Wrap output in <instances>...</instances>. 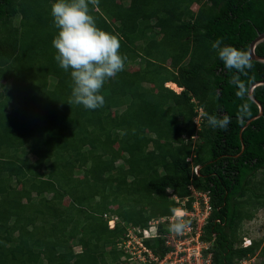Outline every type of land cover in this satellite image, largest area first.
<instances>
[{
    "label": "trees",
    "instance_id": "16d2710c",
    "mask_svg": "<svg viewBox=\"0 0 264 264\" xmlns=\"http://www.w3.org/2000/svg\"><path fill=\"white\" fill-rule=\"evenodd\" d=\"M54 2L0 0V264H127L118 246L129 229L152 236L144 246L161 259L170 217L194 210L195 194L210 208L200 228L210 264L264 257L241 235L264 208V86L252 93L262 116L243 129L259 112L247 93L264 64L227 69L212 46L248 54L264 0H99L97 27L127 59L96 110L67 104ZM255 53L264 57V42ZM209 116L230 122L213 128Z\"/></svg>",
    "mask_w": 264,
    "mask_h": 264
},
{
    "label": "clouds",
    "instance_id": "9594fccd",
    "mask_svg": "<svg viewBox=\"0 0 264 264\" xmlns=\"http://www.w3.org/2000/svg\"><path fill=\"white\" fill-rule=\"evenodd\" d=\"M98 5L99 0H55L51 5L53 24L58 29L57 35L52 40V47L56 50L54 59L61 69L70 72L72 80L71 94L67 104L83 106L86 110H96L105 105V97L101 91L108 80L114 79L119 72L124 70L127 59L119 52L120 38L97 27L96 18L91 14V10L97 8ZM220 44V41H216L212 46L217 49L218 57L227 69L241 71L251 66L250 57L246 52L231 46L220 47ZM171 84L176 86L175 89L170 87ZM166 87L176 93L183 90L171 82L166 83ZM196 112L195 125H199L201 110H196ZM229 122V118L226 116L222 119H217L214 116L208 117V123L213 128H226ZM198 169L199 167H194L195 172ZM184 210L186 209H176L174 213ZM171 218H173V222L170 221ZM180 218L183 217H175L174 214L170 217L169 232L171 230L179 234L187 226L186 222L179 221ZM163 219L166 221L165 218ZM187 219L188 217H184V220ZM191 220L196 221L195 218ZM157 226L152 225L151 227L155 229ZM200 235L201 232L198 241H200ZM146 239L154 238L149 236L144 238V240ZM203 243L208 244L204 251L208 250L210 244ZM251 243V241L244 240L242 246L249 247ZM119 249L124 253L122 248ZM206 257L209 258L210 264V254H207Z\"/></svg>",
    "mask_w": 264,
    "mask_h": 264
},
{
    "label": "rangeland",
    "instance_id": "374dc122",
    "mask_svg": "<svg viewBox=\"0 0 264 264\" xmlns=\"http://www.w3.org/2000/svg\"><path fill=\"white\" fill-rule=\"evenodd\" d=\"M196 9H197V5H193L192 10L195 11ZM133 68L135 69L136 66H134ZM170 87L172 89H175L173 86H170ZM118 164H119V162L117 163V165ZM193 170H194V168H193ZM194 197H195V200L197 201L196 204L192 205L194 210H192V211L184 210L183 212L178 211V212L174 213V215H175V217H183V219H184V217L194 219V218L190 217V216H194L196 219V223H197V226L194 227V228H196V229H194L196 231V236L192 237L190 235V232L188 231V230H190L189 229L190 224H187L186 220H185V222H186L187 226L179 234L170 230V233L166 237V242H167V245H168V243H169V245H171L173 252L167 254L166 261H163V262H167V260L169 259L168 262L173 263V264L174 263L175 264H209L206 262L207 257L205 255L203 256V253H202V251H204V249H206L208 247V244H205L201 241H198V239H197V235L200 233V231H199V229H197V227L199 228L204 223L206 217L209 214H208V211H205L203 205L200 204V202L203 203V201H204L202 196L199 194H195ZM198 201H199V204H198ZM63 203H64V205H67L69 203V200L67 198H65ZM182 221H184V220H182ZM188 222H190V221H188ZM131 233H133V232H131ZM241 233H242L241 234L242 235V244H243L244 240L255 242V243H258V252L261 250L262 245L264 244V208H258L254 211V215H253L252 220L245 221L244 224L242 225ZM128 235L129 236L126 239V241L129 240V237H130L129 232H128ZM175 235H176V237L180 236V239H176ZM132 238H134V240L130 239L131 244L137 248V246L140 244V241H142V240H140V238L136 237L134 234H133ZM126 241L119 244V248L123 247V245L126 243ZM178 242L181 243L182 248L179 245H177ZM176 249L178 252H175ZM74 251L78 252L79 248L75 247ZM132 253L135 254L136 250H132ZM123 254L124 253L121 254V262L124 260L127 261V259H128V258H125V256ZM133 259H135V258H133ZM141 260H142V262L137 260V261H139V263H137V264H144L146 262L145 260H143V257H141ZM260 262H264V257H262L260 254H258V255L256 254L254 257L247 259L240 264H258ZM146 264H148V263H146ZM152 264H160V263H159V260H157L156 262H154Z\"/></svg>",
    "mask_w": 264,
    "mask_h": 264
},
{
    "label": "built area",
    "instance_id": "2783aa9c",
    "mask_svg": "<svg viewBox=\"0 0 264 264\" xmlns=\"http://www.w3.org/2000/svg\"><path fill=\"white\" fill-rule=\"evenodd\" d=\"M202 197H203V199H204V201H203V204H204V209H205V211H208V214H209V211H210V208H209V206H208V204H207V197L205 196V195H201ZM197 203V201H195V203L194 204H196ZM198 204H199V201H198ZM191 218H195L194 216H190ZM190 219V218H189ZM182 220H184L183 218H180L179 219V221H182ZM206 220V219H205ZM165 220L163 219V220H161L160 222H164ZM170 221L171 222H173V218H171L170 219ZM184 222H185V220H184ZM190 222H192V220L190 219ZM205 222V221H204ZM115 223H116V218H111L110 220H109V222H108V225H109V227L110 228H113L114 227V225H115ZM152 225H158V221H154L153 222V224ZM201 227V226H200ZM199 227V228H200ZM198 227H197V229H199ZM189 229L190 230H188L189 232H190V235L192 236V237H195L196 236V231H194V229H196V228H194V226H192V225H190V227H189ZM192 231V232H191ZM131 232H133V230H129V234H130V237H129V240L128 241H126V243L123 245V247H121L122 249H123V252H124V256H125V258H128L127 259V263L128 264H137V263H139V261L140 262H142V260H141V257H143V260H145L146 262L144 263V264H146V263H148V264H152V263H154V262H156L157 260H159V263L160 264H173V263H170V262H168V260H167V262H163V261H166V256H167V254H169V253H172L173 251L171 250V251H169L163 258H159V257H157V256H155V255H153L152 253H151V251L150 250H148L145 246H144V244H143V238H147V237H149V236H147V235H145V236H143V237H138V238H140V240H142V241H140V244L137 246V248L134 246V245H132L131 244V240L130 239H133L134 240V238H132L133 237V234H134V232L133 233H131ZM135 235V234H134ZM129 236V235H128ZM127 236V237H128ZM136 236V235H135ZM198 237H199V234L197 235V239H198ZM175 238L176 239H180V236H178V237H176V235H175ZM167 244V243H166ZM169 244V243H168ZM177 245H179L180 247H181V243H177ZM182 248V247H181ZM203 248V247H202ZM132 250H136V253L135 254H133L132 253ZM175 252H178L177 251V249L175 250ZM135 258V259H133V258ZM137 260H139V261H137ZM207 263H209V258H207V261H206ZM175 264V263H174Z\"/></svg>",
    "mask_w": 264,
    "mask_h": 264
},
{
    "label": "water",
    "instance_id": "95a60500",
    "mask_svg": "<svg viewBox=\"0 0 264 264\" xmlns=\"http://www.w3.org/2000/svg\"><path fill=\"white\" fill-rule=\"evenodd\" d=\"M264 42V32L260 33L257 35V37L255 39H253V41L249 44L248 47V55L250 57V60L259 62L264 64V57L262 56H258L255 53V48L257 47V45H259L260 43ZM258 86H264V81H257L255 83H253L252 85L249 86L248 88V93H247V97L258 107V114L252 118H250L249 120L246 121L243 129L245 127H247L248 124H250L252 121H254L255 119L259 118L260 116H262V107L261 104L254 98L253 96V90L258 87ZM241 134V133H240Z\"/></svg>",
    "mask_w": 264,
    "mask_h": 264
},
{
    "label": "bare ground",
    "instance_id": "6f19581e",
    "mask_svg": "<svg viewBox=\"0 0 264 264\" xmlns=\"http://www.w3.org/2000/svg\"><path fill=\"white\" fill-rule=\"evenodd\" d=\"M173 87H176V86H174L173 84H171Z\"/></svg>",
    "mask_w": 264,
    "mask_h": 264
}]
</instances>
